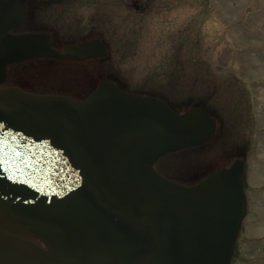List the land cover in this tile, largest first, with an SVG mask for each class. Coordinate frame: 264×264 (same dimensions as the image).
I'll return each instance as SVG.
<instances>
[{"label":"water","instance_id":"water-1","mask_svg":"<svg viewBox=\"0 0 264 264\" xmlns=\"http://www.w3.org/2000/svg\"><path fill=\"white\" fill-rule=\"evenodd\" d=\"M25 2L0 0V264H230L247 212L244 162L193 184L153 167L209 141L216 118L109 79L81 99L5 85L12 63L108 53L100 37L58 50L47 32L12 31ZM69 150L78 183L59 196L55 156Z\"/></svg>","mask_w":264,"mask_h":264},{"label":"rangeland","instance_id":"rangeland-1","mask_svg":"<svg viewBox=\"0 0 264 264\" xmlns=\"http://www.w3.org/2000/svg\"><path fill=\"white\" fill-rule=\"evenodd\" d=\"M154 4L163 5L160 12L130 10V15L143 16L144 23L131 22L130 28L139 33L137 53L119 63L125 77L108 60L74 64L50 59L10 65L6 83L82 96L88 83L112 76L137 89L154 70L144 91L174 108L204 105L218 118L216 137L163 156L155 168L191 184L235 157L242 158L249 204L231 264H250L249 254L252 261L262 255L264 264V0H155ZM93 8L80 12L91 18ZM98 8L103 22L90 27L89 35L112 31L130 16L118 0H105ZM32 24L29 21L20 30L33 29ZM112 35L109 39L115 45L121 37L129 43L136 37L127 31Z\"/></svg>","mask_w":264,"mask_h":264},{"label":"flooded vegetation","instance_id":"flooded-vegetation-1","mask_svg":"<svg viewBox=\"0 0 264 264\" xmlns=\"http://www.w3.org/2000/svg\"><path fill=\"white\" fill-rule=\"evenodd\" d=\"M120 1L118 0V4L126 8L125 10L127 13H129V15L130 10L144 11L148 9L150 13L155 11L160 12L163 7L162 4H154L155 0H122L123 3ZM104 3L105 0H26L25 7L27 18L22 27H24L30 21V23H33V29L30 30L49 32L51 35L52 46L56 49H62L63 46L68 43H74L82 39L91 38L94 36L89 35L91 32L90 27L97 26L101 22H103V19L100 17L101 9H99L98 7L103 5ZM89 6H94L93 9L95 11V16H91V18H88L87 15H84V13L80 12V8L85 10L86 7ZM143 19V16L138 17L132 13L130 16L127 15L123 20H120L119 24H116L112 31L109 29L106 30L105 28V33L99 35L103 38L104 42L111 50L112 44L109 37L110 35H112V33H114L112 37L119 32L124 34L125 31L132 35H135L137 33L135 32V30H133L134 27L130 28V26L132 25L131 22L133 21L136 24L138 22L144 23ZM61 32H65L66 35H63ZM71 33H74L75 36H73ZM123 39L124 38L121 37L120 43L123 42ZM97 59L100 58H93L88 60ZM58 61H65L74 64L85 62L74 61L71 59ZM96 84L97 82L93 86L91 85L92 87H90L89 84L90 90H92L96 86ZM261 256L260 258L256 257L254 261H252V259L254 258H252V255L250 254L247 256V258H250L248 259V261L251 262L250 264H262Z\"/></svg>","mask_w":264,"mask_h":264},{"label":"bare ground","instance_id":"bare-ground-1","mask_svg":"<svg viewBox=\"0 0 264 264\" xmlns=\"http://www.w3.org/2000/svg\"><path fill=\"white\" fill-rule=\"evenodd\" d=\"M26 18H27V16H26ZM25 21H26V19H25ZM24 21V22H25ZM21 26V25H20ZM20 26H18V27H16V28H14L12 31H15L16 30V32H22V31H20ZM93 82V81H92ZM77 99H81L80 97H77ZM165 102V101H164ZM166 103V102H165ZM17 127H19V125H16ZM55 128V127H54ZM59 137V136H58ZM201 145V144H200ZM200 145H196V146H194V147H197V146H200ZM185 148H187V147H185ZM185 148H180V149H176V150H171V151H168V152H166L165 154H163V155H161V156H159L157 159H156V161L153 163V167H155V164H156V162L160 159V158H162L163 156H165V155H167V154H169V153H172V152H176V151H178V150H181V149H185ZM73 150H69V151H65V153H60V155L59 154H57L55 157L57 158V165L56 166H54V169H56L54 172V175H53V177H54V179L57 181H59V183H56L57 184V186L59 187V190H58V193H59V196H61L62 195V193H61V184L63 185H71V186H75L74 185V183L76 182V183H78L77 182V180L75 179V175H76V172H78V169L77 170H75L76 169V167L74 166V159H71L69 156L72 154L73 155ZM79 156L80 155H77V157H76V159H79ZM81 156H82V154H81ZM59 166H61L60 167V169H59ZM53 170V169H52ZM86 173V172H85ZM211 173H213V171L211 172ZM211 173H209V174H211ZM209 174H207V175H209ZM206 175V176H207ZM206 176H204V177H206ZM204 177H202V178H204ZM201 178V179H202ZM75 179V181H73ZM201 179H199V180H201ZM199 180H197V181H199ZM196 181V182H197ZM79 183H80V181H79ZM243 220H244V217H243ZM218 225V224H217ZM216 225V226H217ZM223 231L224 232H226L227 231V228L225 227V226H223Z\"/></svg>","mask_w":264,"mask_h":264},{"label":"trees","instance_id":"trees-1","mask_svg":"<svg viewBox=\"0 0 264 264\" xmlns=\"http://www.w3.org/2000/svg\"><path fill=\"white\" fill-rule=\"evenodd\" d=\"M128 48H129V42H125V44L121 50V54H120L121 58H124L128 54ZM112 57H113V54H112Z\"/></svg>","mask_w":264,"mask_h":264}]
</instances>
